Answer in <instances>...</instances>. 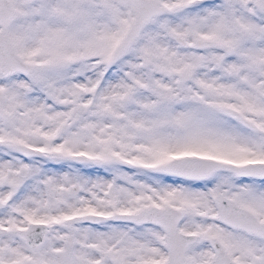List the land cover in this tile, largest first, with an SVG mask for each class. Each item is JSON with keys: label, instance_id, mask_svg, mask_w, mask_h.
<instances>
[{"label": "snow or ice", "instance_id": "obj_1", "mask_svg": "<svg viewBox=\"0 0 264 264\" xmlns=\"http://www.w3.org/2000/svg\"><path fill=\"white\" fill-rule=\"evenodd\" d=\"M0 264H264V0H0Z\"/></svg>", "mask_w": 264, "mask_h": 264}]
</instances>
